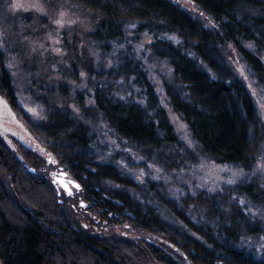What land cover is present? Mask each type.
<instances>
[{"label":"trees","instance_id":"16d2710c","mask_svg":"<svg viewBox=\"0 0 264 264\" xmlns=\"http://www.w3.org/2000/svg\"><path fill=\"white\" fill-rule=\"evenodd\" d=\"M72 1L101 15L90 36L104 61L86 69L87 87L101 123L123 149H107L90 125L60 110L43 124L30 122L1 54L0 96L80 183L78 192L94 220L126 221L167 236L180 243L192 264H264V220L254 213L264 215V188L254 176L177 201L160 194L155 182L143 187L128 169L136 164L134 156L142 158L141 165L166 172L206 158L252 173L260 117L252 94L219 46L232 44L264 91V0H190L212 16L215 30L171 0ZM129 30L136 38L150 36L151 56L171 68V81L164 85L168 105L188 126L196 149L177 135L148 69L128 40ZM109 57L113 65L106 68ZM21 151L17 155L0 135V264H144L147 254L161 264H177L151 244L141 248L79 225L52 181L31 171L30 166L42 168L45 160L24 147ZM107 181L122 189L111 197ZM159 209L202 240L176 238Z\"/></svg>","mask_w":264,"mask_h":264},{"label":"rangeland","instance_id":"374dc122","mask_svg":"<svg viewBox=\"0 0 264 264\" xmlns=\"http://www.w3.org/2000/svg\"><path fill=\"white\" fill-rule=\"evenodd\" d=\"M171 1L188 12L206 29H216L217 23L212 16L192 1ZM13 3H20L23 7L12 9ZM61 19L63 24H57L56 21ZM100 19L99 13L72 0H0V54L11 74L18 103L30 122L34 125L43 124L47 122L52 111L60 110L65 115L69 113L75 121L90 125L107 149L117 151L122 147L114 138L113 132L101 123L94 109L92 94L87 87L89 77L86 69L92 63L98 67L104 61L90 36ZM128 40L134 45L135 52L148 69L180 140L190 148L196 149L197 146L188 126L168 105L164 85L171 81L172 70L166 62L151 56L149 46L153 39L146 34L136 38L129 30ZM219 51L235 76L252 94L258 110L261 134L254 151L255 168L252 173H248L243 169L200 158L199 163L195 165H187L184 169L166 172L154 165H141L142 158L128 152L134 156L132 161L136 163L134 165L132 163L128 168L129 173L143 187L148 181L155 182L160 194L177 201L186 195H194L201 191L217 192L249 175L254 176L264 188V91L253 79L247 65L232 44L219 46ZM111 60L112 58L109 57L104 62L106 68L113 65ZM0 99L7 104L6 108L0 107V135L17 155H23L21 150L24 147L45 160L42 168L30 166L31 171L35 170L39 175L46 176L52 181L61 192L62 199L64 197V200L67 199L74 221L81 226L93 228L96 233L123 238L141 248L144 244H151L169 255L177 264H192L185 257L177 240V243L172 242L167 236L143 227L130 226L126 221L111 220L104 224L94 220L88 212L89 203L85 201L83 195L75 188H73L72 196L67 195V192L62 189L59 181L61 176L57 175L56 171L63 167L59 165L56 156L39 143L8 102L1 96ZM66 172L75 180L69 171ZM105 185L111 197L114 195L112 192L122 189L110 181H107ZM149 203L159 208L154 200ZM157 213L176 238L179 236L202 240L167 210L159 209ZM254 213L262 216L264 220L261 212ZM260 248L264 249V245ZM146 256L144 264H161L148 254Z\"/></svg>","mask_w":264,"mask_h":264},{"label":"water","instance_id":"95a60500","mask_svg":"<svg viewBox=\"0 0 264 264\" xmlns=\"http://www.w3.org/2000/svg\"><path fill=\"white\" fill-rule=\"evenodd\" d=\"M32 171L35 172V170ZM59 174L62 177L60 180L62 189H64L67 192V195L69 194L66 189H70L72 193H73V188H75L77 191L81 189L80 183L77 180L70 178L69 174L65 170L62 169ZM77 185L79 187H77Z\"/></svg>","mask_w":264,"mask_h":264},{"label":"snow or ice","instance_id":"6c2138e0","mask_svg":"<svg viewBox=\"0 0 264 264\" xmlns=\"http://www.w3.org/2000/svg\"><path fill=\"white\" fill-rule=\"evenodd\" d=\"M21 7H23V5L20 4V3H13V4L11 5V8H12V9H19V8H21ZM45 14H46V13H45ZM61 15L63 16V14H61ZM56 23L62 25V24H63V20H62V19H61V20H57ZM249 47H251V45H249ZM9 67H11V65H9ZM245 79H247V77H245ZM249 87H251V85H249ZM0 107H4V108L7 107L6 102L3 101L2 99H0ZM29 111H32V110L29 109ZM229 183H231V181H229ZM77 187H79V186L77 185ZM66 190L68 191V194H69V195L72 194V192H71L70 189H66Z\"/></svg>","mask_w":264,"mask_h":264},{"label":"flooded vegetation","instance_id":"af4514ba","mask_svg":"<svg viewBox=\"0 0 264 264\" xmlns=\"http://www.w3.org/2000/svg\"><path fill=\"white\" fill-rule=\"evenodd\" d=\"M62 170V168H60L59 169V171H56L57 172V175H60L59 173H60V171ZM56 172H54V174H56ZM62 178V177H61ZM59 179V178H58ZM61 179H59V181H60ZM73 195V193L70 195V196H72Z\"/></svg>","mask_w":264,"mask_h":264}]
</instances>
